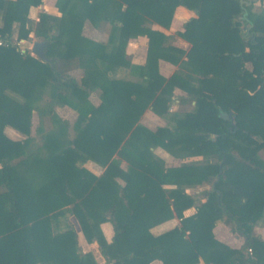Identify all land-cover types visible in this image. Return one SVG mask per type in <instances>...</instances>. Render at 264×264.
Returning <instances> with one entry per match:
<instances>
[{
  "label": "trees",
  "instance_id": "16d2710c",
  "mask_svg": "<svg viewBox=\"0 0 264 264\" xmlns=\"http://www.w3.org/2000/svg\"><path fill=\"white\" fill-rule=\"evenodd\" d=\"M254 1L264 3L56 0L60 15L41 12L34 21L30 9L42 0H0V264H99L70 222L54 229L66 215L105 264H264V240L254 232L264 226V7L255 10ZM178 6L195 13L176 31L188 50L151 27L168 28ZM86 20L111 25L106 42L82 34ZM31 32L46 42L49 60L18 47L14 34L27 40ZM137 36L147 37L144 64L126 52ZM160 59L176 70L162 75ZM117 67L138 80L109 77ZM78 68L80 80L69 74ZM46 87L56 128L38 145L31 115ZM95 89L97 104L89 99ZM174 97L192 108L171 112ZM65 105L77 113L73 123L53 110ZM147 109L170 123L141 124ZM5 126L25 137L9 138ZM156 147L201 159L166 166ZM86 160L103 171L91 172ZM200 184L209 188L186 192ZM173 217L179 225L151 232ZM218 221L243 237L240 248L214 237Z\"/></svg>",
  "mask_w": 264,
  "mask_h": 264
},
{
  "label": "crops",
  "instance_id": "0c3cea01",
  "mask_svg": "<svg viewBox=\"0 0 264 264\" xmlns=\"http://www.w3.org/2000/svg\"><path fill=\"white\" fill-rule=\"evenodd\" d=\"M55 1L56 0H42V3L39 6L32 7L30 9L29 17L31 19H33L34 21H37L38 18H39V14L41 12H46V13L52 14V15H60V12L58 11V8L55 5ZM191 16H195V13L193 11L187 10L186 8H184L182 6H178L175 9V13L173 14V18H172L170 26L168 28H164V27H162V26H160L158 24H155V23L151 24V27L154 28V29H158V30L164 32L165 34L169 35L170 38H169L168 42L171 45L180 47V48H182L184 50H188L190 44L187 41H185L183 38L178 36L176 34V31L182 30V24ZM105 23L108 24V27H109L108 32L105 31L102 28L103 26H101V25H103ZM88 25H90V26H88ZM84 27L85 28L86 27H91V28H86L89 31H84L83 32L84 36H86V37H88V38H90L92 40H95V41L106 42L107 39H108V35H109V31H110L111 25L108 22H106V21H101L98 25L94 26V25H92L90 23L89 20H86L85 23H84ZM126 52L131 55V62L132 63H134V64H144L145 60H146V52H147V37L146 36H137L135 38H130L128 40V43H127V46H126ZM117 68H124V69L128 70L125 67H117ZM117 68H115L114 70H116ZM158 68H159V72L162 75L169 76L176 70L177 66L172 64V63H170V62H168V61L160 59L158 61ZM70 73H71V71L69 72V74ZM129 73L131 74L129 76V78H121V79L138 80V76L137 75L131 73L130 71H129ZM70 75L73 76L72 74H70ZM174 94L176 96H183L184 92L181 91L179 88H175L174 89ZM89 99H90V97H89ZM92 103L93 104H97V103H94V102H92ZM173 104L179 106L181 104V102H180V100L178 98L174 97ZM192 104L193 103H191V105ZM191 105H190V107H191ZM169 110L171 111V109H169ZM146 111H145L146 114H145V112H144V114L147 115L148 117H150V119L151 118L152 119H160V117H161V116H158L157 114H155L150 109H147ZM142 119H145V118H143V116H142L140 120L142 121ZM141 124H143V125L148 127V125H146L145 122H142ZM159 126H163V125H159ZM150 129H152V128H150ZM8 137L11 138L10 136H8ZM11 139L18 140L20 138H18V139L11 138ZM156 148L160 149V150L162 149L160 147H156ZM159 156L163 158L164 154H159ZM87 162H91L92 165H95V166L99 167V169L101 168V170H99L98 172H95V170L94 171L90 170L91 172H93V173L98 175V174H100L103 171V167L101 165L97 164L96 162L91 161V160H87ZM85 167H87V166H85ZM87 169H89V168L87 167ZM188 193H192V192H188ZM193 212H194V208L191 207V208L185 210L184 214L185 215H189V214H191ZM179 223H180L179 218L173 217L171 219H168L166 221H163L162 223H159V224L153 226L151 228V232L153 234H159V233H162V232H164V231H166V230H168V229H170V228H172V227H174L176 225H179ZM101 229L103 231V234H104L106 240L110 241L112 236H113L112 224L109 221L103 222L101 224ZM254 232L257 235H259L262 240H264V226H263V224L259 223V224L255 225L254 226ZM213 234H214V237L217 240H219L220 242L228 245L231 248L238 249L244 243L243 237H239L236 234H234L233 232H231L229 227L227 225H225L222 221L216 222V224L213 227ZM84 244L86 245L85 247H83L84 250H88V249L92 250V247H96L95 243L88 244V243L85 242V240H84ZM96 249H97V247H96ZM247 251L248 252H252L251 249H248ZM94 256H95V258H96V260L98 261L99 264H105V261H104L102 255L99 253L98 249H97V252L94 253ZM149 264H162V262L159 259H154ZM197 264H205V263L203 262L202 259H200Z\"/></svg>",
  "mask_w": 264,
  "mask_h": 264
},
{
  "label": "rangeland",
  "instance_id": "374dc122",
  "mask_svg": "<svg viewBox=\"0 0 264 264\" xmlns=\"http://www.w3.org/2000/svg\"><path fill=\"white\" fill-rule=\"evenodd\" d=\"M264 7V3H260L259 1H254V9L255 10H259L260 8ZM175 13V11H174ZM85 23V22H84ZM91 23V22H90ZM89 24V23H88ZM92 24V23H91ZM106 24V23H105ZM103 24L101 26H103L102 28L108 32L109 27L108 24ZM93 25V24H92ZM90 26V25H88ZM95 26V25H94ZM86 28H91V27H86ZM83 25V29H82V34L84 31H89L88 29H86ZM88 33V32H87ZM30 39H17V35L16 33L14 34L13 38L15 40V42L17 43L18 47L23 50V51H28L31 55L35 56L32 52H31V47L34 41H40L37 40V38L34 36L33 32L30 33ZM36 57V56H35ZM76 79L80 80L81 77L83 76V71L82 69L78 68L75 70H72L71 73ZM131 74L129 73L128 70L124 69V68H117L116 70L110 72L108 74L109 77L111 78H129ZM133 77V76H132ZM50 96V89L49 87H46L44 89L43 95L40 99H38L35 103H34V107L32 110V115H31V126H30V135L34 138L35 142L38 145H42L44 140H45V135L48 134L49 132H52L53 129H55V125L53 124V121L51 119V114L52 112H50V106L48 104V100ZM90 100L94 103H98L99 102V90L95 89L90 91ZM181 105V106H180ZM179 106L175 105V104H171V112L174 111H186V110H190L193 106V104H185V103H181ZM191 105V107H190ZM54 112L61 118V119H66L68 120L70 123H73L75 118H76V111L74 109H72L70 106H55L54 107ZM147 112V111H146ZM145 112V114H146ZM144 114V113H143ZM142 115L143 118L142 121L140 120V122H145L146 125H148V127L155 129L157 126L159 125H167L169 124V120L165 117H160V119H150V117H148L147 115ZM3 132L5 133V135L7 134L8 136H10L11 138H20L18 140H21L25 137V135H23L22 133L16 131L15 129H13L10 126H5L3 129ZM67 134L69 137L72 136L73 131L71 128L67 129ZM155 154H157L159 156V154H164V162L166 166H176L179 165L181 163L184 162H190V161H196V160H200L201 157L200 156H190V157H177V156H172L171 154H169L167 151H165L163 148L154 149ZM159 152V153H158ZM260 158L264 161V150H260L258 152ZM162 158V157H161ZM84 166H87L89 168V170H92L95 172H98L99 170H101V168L99 169V167L92 165L91 162H87V160L84 162L83 164ZM125 163L122 162V166H124ZM86 167V168H87ZM97 170V171H96ZM209 188L208 184H200L197 185L193 188H186V192H200V190H205ZM70 222L73 227L75 228V230L78 232L79 234V243L81 245V247H85L86 245L84 244V239L82 237V234L80 232V228L78 225V222L76 220V218L73 215H66L62 218H60L58 220V223L56 224V226L54 227V229L57 230H64L66 228V224ZM92 251L94 253L97 252L96 247H92Z\"/></svg>",
  "mask_w": 264,
  "mask_h": 264
},
{
  "label": "water",
  "instance_id": "95a60500",
  "mask_svg": "<svg viewBox=\"0 0 264 264\" xmlns=\"http://www.w3.org/2000/svg\"><path fill=\"white\" fill-rule=\"evenodd\" d=\"M45 44V41H34L31 47V52L38 58L49 60L44 53Z\"/></svg>",
  "mask_w": 264,
  "mask_h": 264
},
{
  "label": "built area",
  "instance_id": "2783aa9c",
  "mask_svg": "<svg viewBox=\"0 0 264 264\" xmlns=\"http://www.w3.org/2000/svg\"><path fill=\"white\" fill-rule=\"evenodd\" d=\"M1 43V42H0Z\"/></svg>",
  "mask_w": 264,
  "mask_h": 264
}]
</instances>
